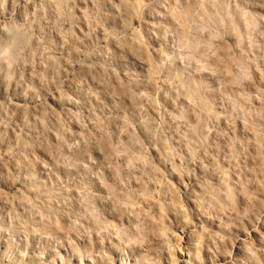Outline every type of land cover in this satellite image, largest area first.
Instances as JSON below:
<instances>
[{"label": "clouds", "instance_id": "obj_1", "mask_svg": "<svg viewBox=\"0 0 264 264\" xmlns=\"http://www.w3.org/2000/svg\"><path fill=\"white\" fill-rule=\"evenodd\" d=\"M0 264H264V0H0Z\"/></svg>", "mask_w": 264, "mask_h": 264}]
</instances>
